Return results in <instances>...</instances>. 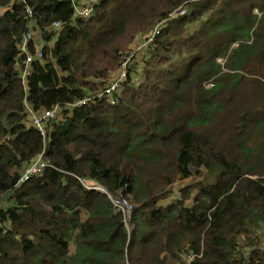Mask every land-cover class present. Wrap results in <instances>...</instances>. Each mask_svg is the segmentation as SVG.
I'll return each instance as SVG.
<instances>
[{
    "label": "trees",
    "instance_id": "obj_1",
    "mask_svg": "<svg viewBox=\"0 0 264 264\" xmlns=\"http://www.w3.org/2000/svg\"><path fill=\"white\" fill-rule=\"evenodd\" d=\"M80 1L0 0V198L10 201L0 207V264H264V83L237 72L261 61L264 39L252 41L251 29L264 0H97L86 17ZM161 22L142 81L130 65L119 102L99 98L105 84L91 78L121 65L123 42ZM217 31L222 51L216 42L194 53L196 36ZM233 42L235 95L219 100L226 82L206 81ZM28 108L56 110L45 136ZM38 156L44 169L20 182ZM193 174L199 180L175 196ZM84 181L128 200L129 226Z\"/></svg>",
    "mask_w": 264,
    "mask_h": 264
},
{
    "label": "rangeland",
    "instance_id": "obj_2",
    "mask_svg": "<svg viewBox=\"0 0 264 264\" xmlns=\"http://www.w3.org/2000/svg\"><path fill=\"white\" fill-rule=\"evenodd\" d=\"M80 1V0H79ZM95 2H97V0H94ZM228 0H225V2H227ZM80 2H83L85 4H88V3H92L93 1L92 0H81ZM213 9H216V10H219V9H222V1L218 2L215 7H212ZM211 8V9H212ZM237 8V7H236ZM242 7H238V10L240 11ZM244 9H246V11L248 10V6H245L243 7ZM185 10L186 7H183L182 9H180L178 12L176 13H173V15H171L170 17V20H175L177 18V15L178 16H182L184 15L185 13ZM210 12L211 11H208L207 14H205V17L206 16H210ZM252 13L254 14H257L258 16H261L260 12L257 10V9H254L252 10ZM175 18V19H174ZM263 17H260L258 18L257 22H254L252 25L253 26V29H251V31H253V40L252 41H256L257 39L258 40H261V39H264V18L262 19ZM262 21V23H260V21ZM197 21H195V24L194 25H197ZM177 25V24H175ZM192 25L193 23L189 24V25H185V26H182V27H178L177 30H190V32L192 31ZM166 26V23L165 22H161L159 23L158 25L155 26L154 30L146 35V36H142V35H139V34H135V36L133 37V39H129V40H126L125 42H123L124 44V49H122L123 51L121 53H123V55L125 56L123 58V60L125 61V63L127 64V67H126V70L128 72V66L130 65H133L136 69V74L135 76H132L133 77V81L135 84H137L138 82H141L142 81V76H139L140 73H141V69L142 67L144 66L143 65V62L144 60H148V58H151V54L147 51L148 50V46L150 45V42L152 40H150V38H154L156 35L159 34L156 33L154 36L151 37L152 34H154L155 31H159L160 27H164ZM34 34V33H33ZM31 33V38L33 37L34 38V42L38 45H36V48L37 49H40V46L42 45L43 41L40 39L39 35H33ZM183 35V34H182ZM184 37V35H183ZM212 38H209L207 40H203L202 37H199V36H196V39H198L197 44L196 46H198L197 48L194 49V53L199 51L201 49V46L202 44H204V50H202L203 54H204V51H210L211 48H212V45L214 43H218L217 46H219V44L222 43V38L225 37V35L221 34L219 31L217 32H214L211 36ZM217 39V41H216ZM220 39V40H219ZM249 39L251 40V37L245 39L249 42ZM219 40V41H218ZM189 45H193V43L189 42ZM237 45V42H233L231 45H229L228 49H226L225 53L221 54L222 55H219L217 56L215 59H216V62L218 64H220L221 66V69L218 73H212L211 74V77L206 81L209 83V81H211V79H215V82H216V86H219L221 85V83H225L226 82V89L222 91V93L219 94V100L221 99H225L227 98L228 96H234L235 92H232L230 91L231 90V84L230 82L228 81L230 77H232V75L234 74V72L236 71H233V69H231V62L230 60L228 61L227 60V55L229 54V50L230 48H234V46ZM264 45V44H263ZM195 46V45H194ZM179 50H183L184 51V46H178L177 47ZM220 48V49H219ZM225 48V44H221L220 47L217 48V51H222L223 49ZM262 48V54L261 56L259 57L261 59V61L258 62V60L256 59H250L249 62H248V65L244 68V69H241V70H237V72L241 75V77H243V81H259L261 82L262 84L264 83V46L261 47ZM212 51V50H211ZM178 52V51H177ZM191 52L192 51H188L183 53V54H180V60L183 61V63H186L187 62V59L188 57H191ZM227 54V55H226ZM205 55V54H204ZM186 56V57H185ZM202 57V55H199ZM205 58V57H204ZM122 60V61H123ZM196 63H194V61H192L190 63V65H194ZM122 64L121 65H118L115 67V68H112L110 70L107 71L106 73V77L104 78H101V77H98V78H91V81L93 83H95V86H98L101 85L104 83L105 86L113 83V82H116L120 77H121V72H120V68H121ZM166 66V65H165ZM255 68V74H249L248 72H246L245 70H250L251 68ZM103 70H106L105 68ZM126 72V74H127ZM252 75H256L257 78L253 77ZM203 83V87H207V83ZM123 85V83H122ZM104 89V88H103ZM103 89H101L100 91H98L100 93H102ZM121 89H122V86H120V88H118V93H117V96H120V92H121ZM247 89L245 87L242 88V92L243 94L246 95V91ZM248 98L249 96L246 95ZM232 98V97H231ZM257 99H260L262 98L261 95H258L256 97ZM29 111H27L28 113ZM199 180V176L193 174L191 178L185 180V181H178L175 185H174V195L176 196L177 194V191L178 188H180L181 186H185V185H191V184H194L195 181ZM172 197L170 196L169 198H165L163 199V201H161L162 204H166L168 203L169 201H172L171 200ZM10 204V201H7L6 198H0V207H5V206H8ZM185 259L187 261L190 260V258L185 255Z\"/></svg>",
    "mask_w": 264,
    "mask_h": 264
},
{
    "label": "built area",
    "instance_id": "obj_3",
    "mask_svg": "<svg viewBox=\"0 0 264 264\" xmlns=\"http://www.w3.org/2000/svg\"><path fill=\"white\" fill-rule=\"evenodd\" d=\"M92 3H88L85 4L82 8L77 9V13L80 16H88L91 13V7L92 4L95 2L94 0H92ZM55 26H58V24L54 23ZM159 31H155L154 34L151 35L154 36L156 33H158ZM26 38H30V34H27ZM153 38H150V40H152ZM25 47L22 46V50H24ZM36 57L41 58V53L39 51L36 52L35 54ZM33 59V56H30L27 58V65L28 63L31 62V60ZM127 64L125 63V61L122 63V66L120 68V72H121V77L116 81L113 82L107 86L104 87L102 93L98 94L99 98H104L105 100H107L111 105H116L119 102V96H117L118 93V88H120V86H122L123 81L125 80V78L127 77V70H126ZM28 70L23 72V78L24 76L27 74ZM210 85V83H208V86ZM87 102V99H84L80 102L77 103V105H81V104H85ZM28 122L34 126L40 133L41 135L45 136V124L54 119L56 117V110L55 109H49V110H43L40 113H36L33 112L32 110H30L28 108ZM45 167V162L42 160L41 156H38L34 161H32L29 166H27L24 170V173L20 179V182H24L25 180H27L29 177L35 175V174H39ZM83 184L85 185V187H91L95 190H98L104 194H106V196L110 199V201L112 202L113 206L115 207L116 210L122 212V214L124 215V220H125V224L127 226H129V219L131 217V214L133 212V208L134 206L128 201L126 200L124 197H122L120 194L114 196L111 195L109 193H107L104 188L101 185H97L94 184L93 182H88V181H84Z\"/></svg>",
    "mask_w": 264,
    "mask_h": 264
}]
</instances>
